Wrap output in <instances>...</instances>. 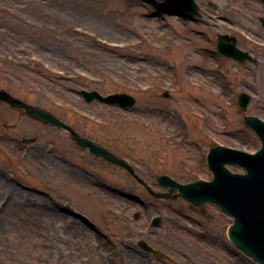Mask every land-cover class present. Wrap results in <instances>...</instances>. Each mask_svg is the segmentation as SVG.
Wrapping results in <instances>:
<instances>
[{
  "label": "rangeland",
  "instance_id": "rangeland-1",
  "mask_svg": "<svg viewBox=\"0 0 264 264\" xmlns=\"http://www.w3.org/2000/svg\"><path fill=\"white\" fill-rule=\"evenodd\" d=\"M36 1L51 20L43 11L20 12L35 30L21 33L20 43L33 47L17 59L18 46L1 32H16L14 0H0V89L54 113L134 167L148 162L156 173L185 181L212 178V147L260 149L245 116L264 121L261 0H196L197 18L172 14L165 0ZM220 35L235 38L256 63L220 54ZM83 89L129 93L137 104L88 103ZM244 92L252 97L247 112L239 104ZM71 143L60 128L0 102V264H258L232 243L233 217L219 207L205 205L201 216L182 199L158 200L121 170L83 163L71 173L67 160L81 156ZM61 210L74 215L66 219ZM157 215L164 221L155 228L150 221ZM141 238L171 260L135 247ZM92 242L108 255L106 263L94 259Z\"/></svg>",
  "mask_w": 264,
  "mask_h": 264
},
{
  "label": "water",
  "instance_id": "water-1",
  "mask_svg": "<svg viewBox=\"0 0 264 264\" xmlns=\"http://www.w3.org/2000/svg\"><path fill=\"white\" fill-rule=\"evenodd\" d=\"M172 14L200 16V7L196 0H165ZM264 3V0H262ZM264 25V18H262ZM219 52L227 57L234 58L241 63L251 60L256 61L248 52L237 47V41L229 36H220L218 44ZM81 95L88 103L99 101L108 105H117L124 109L134 107L137 99L126 93L103 95L99 91L82 90ZM169 96L168 93L164 94ZM0 100L24 109L33 116L51 123L56 127L69 131L75 140L84 148H89L97 156L117 163L130 172L133 168L127 161L118 158L113 152L96 144L89 138L77 133L72 126L58 118L53 113L41 108L33 107L24 101L15 98L5 90H0ZM240 105L247 111L252 97L247 93L239 97ZM247 124L257 133L262 141V148L255 154L232 149L225 146H217L211 149L208 155L209 166L214 173L212 181L199 180L183 185L165 175L161 177L164 184H171L179 189L178 193H157L151 191L158 198L177 199L182 197L195 206L213 203L224 212L234 217V224L229 228V236L232 242L247 256L252 257L260 264H264V121L255 116H246ZM226 164L239 165L247 173L239 174L231 172ZM139 214L136 215L138 217ZM161 224V218L157 217L153 225ZM140 245L157 256L166 255L153 250L145 241Z\"/></svg>",
  "mask_w": 264,
  "mask_h": 264
},
{
  "label": "flooded vegetation",
  "instance_id": "flooded-vegetation-1",
  "mask_svg": "<svg viewBox=\"0 0 264 264\" xmlns=\"http://www.w3.org/2000/svg\"><path fill=\"white\" fill-rule=\"evenodd\" d=\"M62 131H64V130H62ZM78 131L81 132V133H83L80 130H78ZM64 132L67 134V136L69 137V139L73 143V141H74L73 137L69 133H67L66 131H64ZM89 138H91V137H89ZM91 139L92 140H95L93 138H91ZM72 143L70 144V149L71 150L81 149L80 150V155L81 156H78L76 161H74V160L73 161L72 160H67L66 167L69 170V172H71V173H75V172L80 171L81 169H84L83 166H82V164L84 163V164L88 165L90 168H92L93 170H96V171H101L105 167L111 173L117 174L121 170L123 173H125L128 176L132 177L136 181L137 185L139 187H141L142 190L147 191V192H148L147 186L151 187L152 189H154L156 191H165L167 189L166 187L163 186V184H161L159 182V177L162 174L161 173H156V166L151 165L148 162H140V161H138V162L135 163L136 164L135 165L136 166L135 167V171H136L137 175H139V177L145 183H147V186H145L141 181H139L137 178H135L125 168H123V167H121V166H119L117 164L111 163V162L105 160L102 157L96 156L95 154L91 153L88 149H84L81 146H79V144H77L75 141H74V144H72ZM119 156L122 157V158H125V159H127L128 161L131 162V160L126 155H119ZM181 176L182 175L172 176V177L175 178L176 180H178L179 182H182V183H188V182L193 181V180H190V179H188L187 181H185V180L181 179L182 178ZM132 187H135V184H132ZM203 209L201 210V215L202 216H204V210ZM76 214L79 217V219L82 220V222L88 223V221H85L82 218V216L80 215V213H76ZM70 215L73 216L74 213L72 211H70ZM151 222H152V219L150 221V224H151ZM205 226H209L208 222H206V225ZM207 235H208V237H211L212 234L208 233ZM204 237H205V235H202V238L201 239H205ZM216 238L217 237H215L214 239H216ZM138 242H139V240L137 241V243ZM202 242H205V241H202ZM137 243L134 246L137 247V248H140ZM150 245L153 246L155 249H157L159 251H161V249H162V248L161 249H158L157 247H155L151 243H150ZM141 250H143V249H141ZM162 252H165L166 253V251H164V250H162ZM148 254H150L151 256L155 257V255L152 254V253H148ZM170 260H171V258H170Z\"/></svg>",
  "mask_w": 264,
  "mask_h": 264
},
{
  "label": "bare ground",
  "instance_id": "bare-ground-1",
  "mask_svg": "<svg viewBox=\"0 0 264 264\" xmlns=\"http://www.w3.org/2000/svg\"><path fill=\"white\" fill-rule=\"evenodd\" d=\"M28 1H31V4H28ZM49 4V3H48ZM14 5H15V9L13 11V16L14 18H16L17 22H15L16 24V32L13 33L12 31H10V29L8 30H1V32L5 35L6 39L5 41L10 45V47L16 46L17 48L15 49V52L17 54L16 58L17 59H24L27 54H25L24 50H29L31 47H33L30 44H27L29 42H26L24 39V43L21 42L20 43V38H21V33H25L26 30H35V28L32 26V24H30V22H28V19L21 16L20 12L22 10H27V9H33L36 11H43V19H48L51 20L50 15L48 12H45L46 9V4L44 2H40V1H36V0H14ZM78 31V30H77ZM79 32H83L82 30H80ZM97 186V185H95ZM10 196H15V188L12 187L10 188ZM9 190V189H8ZM16 198V197H15ZM14 202H16V204H21L18 200V198H16L14 200ZM34 202H32L33 204ZM106 203H102V206H105ZM61 213L63 215V217H65L66 219H68L67 217H69L70 215V211L69 210H61ZM71 219L68 220V223H71ZM68 224V225H69ZM91 227V226H90ZM93 228V227H92ZM95 230V228H93ZM96 231V230H95ZM90 247H93V253H94V259L97 261H104L105 263L108 261V255L105 252L99 251L97 250V247H99V245L97 243L92 242ZM124 256L123 252L121 253V256ZM126 256H128V254L126 253ZM132 257V256H131ZM132 258H136V257H132ZM123 259V257H122Z\"/></svg>",
  "mask_w": 264,
  "mask_h": 264
}]
</instances>
